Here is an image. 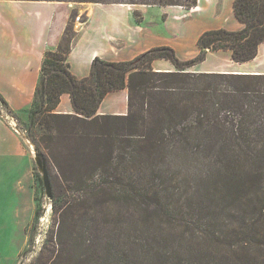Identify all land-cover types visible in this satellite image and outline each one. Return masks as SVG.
I'll return each instance as SVG.
<instances>
[{"label":"trees","instance_id":"16d2710c","mask_svg":"<svg viewBox=\"0 0 264 264\" xmlns=\"http://www.w3.org/2000/svg\"><path fill=\"white\" fill-rule=\"evenodd\" d=\"M83 1L191 8L199 0ZM234 11L243 27L206 30L196 58L158 46L130 61L97 57L84 78L69 67L78 31L68 24L45 54L31 108L29 132L44 133L30 137L59 180L55 225L30 264H264V74L190 68L208 50L256 57L264 0H235ZM155 58L176 69L155 70ZM122 88L128 113L99 114ZM64 93L74 114L55 112Z\"/></svg>","mask_w":264,"mask_h":264},{"label":"crops","instance_id":"0c3cea01","mask_svg":"<svg viewBox=\"0 0 264 264\" xmlns=\"http://www.w3.org/2000/svg\"><path fill=\"white\" fill-rule=\"evenodd\" d=\"M234 2L199 0L197 6L191 8L96 2L88 6L86 21L75 26L78 37L68 55L69 67L76 77L84 78L91 73L97 57L130 61L158 46L174 47L182 61L196 58L200 52L199 36L206 30L243 27L235 15ZM69 14L68 8L58 1L0 0V95L23 122L30 121L32 116L45 54L60 46ZM136 14L141 15L140 21ZM231 53L228 49L208 50L205 59L190 68L193 71L264 74L263 42L250 61L237 62ZM152 64L159 71L176 69L166 58H155ZM71 100V95L64 93L55 112L74 114ZM128 102V89L112 91L101 102L98 113L124 115ZM8 126L0 117V154L10 156L19 174L27 176L32 169L33 150Z\"/></svg>","mask_w":264,"mask_h":264},{"label":"rangeland","instance_id":"374dc122","mask_svg":"<svg viewBox=\"0 0 264 264\" xmlns=\"http://www.w3.org/2000/svg\"><path fill=\"white\" fill-rule=\"evenodd\" d=\"M76 1H58L68 8L70 13L68 24L70 23V25L74 26L85 22L87 15H89L88 6L96 3L92 1ZM75 29L77 30V27ZM69 33L71 35V32ZM77 37L78 32L76 38L73 39L74 42ZM0 102L2 101L0 100ZM9 114L17 118L16 113L11 111ZM6 116V114L0 113V117L5 121H7ZM17 121L20 131L24 134L17 132L14 126H11L7 121L8 127L16 135L20 136L21 141L29 149L33 150L34 160L33 164L31 163L33 170L29 169L30 174L26 176L25 173L22 176L15 168L17 164L10 162V156L6 157L0 154V264H30L44 245L46 237L51 234L56 220L53 214V202L46 194L45 183L42 180L43 175L39 172L35 160L36 151H38L37 146L30 137L32 133L36 140H40L41 135L44 133L43 129L35 125L32 131L30 130V133L28 130L31 128L29 127L30 121L23 122L18 118ZM44 150L46 151V149ZM22 165L24 168H27L26 164ZM47 165L53 184L52 187L55 191L54 188L59 178L53 163L49 161ZM38 209L40 211V218L36 221L35 215Z\"/></svg>","mask_w":264,"mask_h":264},{"label":"water","instance_id":"95a60500","mask_svg":"<svg viewBox=\"0 0 264 264\" xmlns=\"http://www.w3.org/2000/svg\"><path fill=\"white\" fill-rule=\"evenodd\" d=\"M35 160L38 165V170L39 172L43 175V180L45 183V189H46V194L50 200H54V194H53V189H52V181L48 172V165L46 160L43 158V155L41 153H38L36 151L35 155Z\"/></svg>","mask_w":264,"mask_h":264},{"label":"built area","instance_id":"2783aa9c","mask_svg":"<svg viewBox=\"0 0 264 264\" xmlns=\"http://www.w3.org/2000/svg\"><path fill=\"white\" fill-rule=\"evenodd\" d=\"M77 19L79 20V18H77ZM9 112H11L10 109H8L6 106H3L2 102H0V113L6 114L8 116V117L6 116V118H7V121L9 122V124L11 126H14V129L17 132H19L20 134H24L20 131V129L18 127L19 124H18L17 118L15 116L10 115ZM3 116H5V115H3Z\"/></svg>","mask_w":264,"mask_h":264},{"label":"bare ground","instance_id":"6f19581e","mask_svg":"<svg viewBox=\"0 0 264 264\" xmlns=\"http://www.w3.org/2000/svg\"><path fill=\"white\" fill-rule=\"evenodd\" d=\"M32 144V143H31ZM32 147V146H31Z\"/></svg>","mask_w":264,"mask_h":264}]
</instances>
